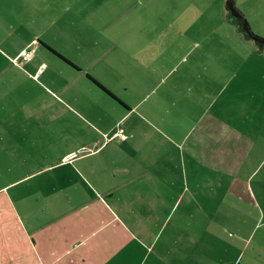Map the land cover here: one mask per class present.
Segmentation results:
<instances>
[{
	"label": "crops",
	"instance_id": "obj_1",
	"mask_svg": "<svg viewBox=\"0 0 264 264\" xmlns=\"http://www.w3.org/2000/svg\"><path fill=\"white\" fill-rule=\"evenodd\" d=\"M35 9L18 11L36 31L17 51L24 62L27 47H43L65 65L46 75H65L108 43L125 88L143 99L158 92L171 108L152 105L138 121L127 103L130 116L94 124V135L36 112L8 123L0 169L14 173L0 186V264H264V178L249 181L264 167V51L228 21L189 19L172 52L131 62L122 52L140 56L148 41L119 22L125 7H65L47 18ZM261 12L252 14L258 26L247 19L257 34ZM183 174L194 181L183 187Z\"/></svg>",
	"mask_w": 264,
	"mask_h": 264
},
{
	"label": "rangeland",
	"instance_id": "obj_2",
	"mask_svg": "<svg viewBox=\"0 0 264 264\" xmlns=\"http://www.w3.org/2000/svg\"><path fill=\"white\" fill-rule=\"evenodd\" d=\"M28 6L36 8L37 16H39L37 9H42L40 17L44 12V18L62 12L65 7H71L70 14L67 15H74V9L78 7L86 9L91 6L103 10L116 6L125 7L127 11L119 16L124 17L119 22L126 19L131 33L134 31V35L138 34L148 41L147 51L140 56L134 55L131 59L133 54L130 47L127 54L126 51L122 52L124 60L131 62L141 61L142 56H147L148 60L153 62L159 52H172L178 47L180 35L177 28L183 27L189 19L211 25L227 21L224 0H0V132L8 127V123H18V120L27 114L36 112L33 117L57 118L63 120L62 122L73 121L74 127L70 129H74L78 136L84 133L94 135L97 132L94 124H99L100 128L104 129L108 122L112 124L120 117L124 121L130 116L126 114L127 103L137 104V111L131 116L136 119H140L142 114L151 118L149 111L152 110V105L158 107V110H153L156 114L159 111L163 113L165 108H171L170 104L160 101L158 92L143 99L145 94L142 89L131 92L125 88V81H121L122 78L117 74L118 69L113 67L116 63L114 58L116 50L111 52L108 43L87 49L90 53L89 58L78 63L82 70L77 71L71 67L70 73L65 75L53 77L46 75V72L65 65L55 62L43 47H38L37 51L35 49L36 52L32 49L35 46L27 47L26 54L32 55L24 62L21 55H17V51L36 31L30 26L26 29L23 26L25 21L29 22L30 19H24L22 16L21 22L18 23L17 16L18 11L21 14L26 13L21 10H28ZM237 6L247 13L245 16H248L247 19L249 18L250 23L253 22L255 26L259 23L256 17H252L253 12L262 10L260 15L264 17V0H239ZM37 24L39 23L29 25ZM260 24L264 26V20ZM51 33V30L48 32L43 29L42 38L50 40ZM261 35L264 36V29ZM103 50L104 53L98 55ZM14 72L18 73L13 74ZM33 75L36 78H33ZM61 87L63 91H59ZM109 91L121 102L115 100ZM145 108L148 109L147 112L144 111ZM138 124L136 128L139 135L148 134L145 131L146 127L141 122ZM124 126L125 122H122L116 128L123 129ZM119 132L120 135L123 134L121 130ZM4 171L1 172L0 169V186L4 181L11 179L9 176H13L14 173V170L6 174ZM4 177L8 179L4 180ZM213 177L216 178L217 175ZM261 178H264V167L259 175L249 181L253 184ZM193 181L194 178L189 174L182 175L183 187L184 183ZM216 193L220 194L221 191L214 188L215 197H219ZM219 205L220 198L215 199V213H221L222 207Z\"/></svg>",
	"mask_w": 264,
	"mask_h": 264
},
{
	"label": "trees",
	"instance_id": "obj_3",
	"mask_svg": "<svg viewBox=\"0 0 264 264\" xmlns=\"http://www.w3.org/2000/svg\"><path fill=\"white\" fill-rule=\"evenodd\" d=\"M224 10L227 21L235 25L243 37L252 41L259 51H264V36L253 31L247 18L237 7L235 0H224ZM101 87L103 88V86ZM109 94L111 95V93ZM111 96L114 97V95Z\"/></svg>",
	"mask_w": 264,
	"mask_h": 264
},
{
	"label": "built area",
	"instance_id": "obj_4",
	"mask_svg": "<svg viewBox=\"0 0 264 264\" xmlns=\"http://www.w3.org/2000/svg\"><path fill=\"white\" fill-rule=\"evenodd\" d=\"M26 57H27V56H25V57H24V59H25ZM120 133H121V132H118V134H117V135L121 136V135H120Z\"/></svg>",
	"mask_w": 264,
	"mask_h": 264
}]
</instances>
